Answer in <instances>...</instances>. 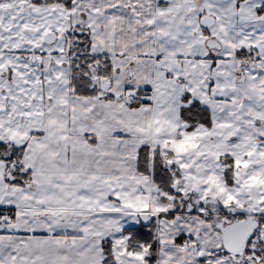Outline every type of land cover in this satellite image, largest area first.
Wrapping results in <instances>:
<instances>
[{
	"label": "snow or ice",
	"instance_id": "1",
	"mask_svg": "<svg viewBox=\"0 0 264 264\" xmlns=\"http://www.w3.org/2000/svg\"><path fill=\"white\" fill-rule=\"evenodd\" d=\"M0 264H264V0H0Z\"/></svg>",
	"mask_w": 264,
	"mask_h": 264
}]
</instances>
